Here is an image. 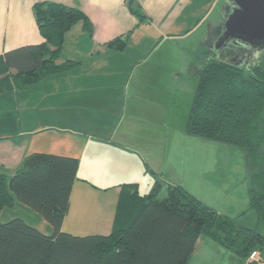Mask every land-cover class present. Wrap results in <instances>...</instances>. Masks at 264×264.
Instances as JSON below:
<instances>
[{
	"label": "crops",
	"instance_id": "obj_1",
	"mask_svg": "<svg viewBox=\"0 0 264 264\" xmlns=\"http://www.w3.org/2000/svg\"><path fill=\"white\" fill-rule=\"evenodd\" d=\"M38 2L79 8L92 33L77 23L65 34L58 63L78 64L25 89L0 94V173L13 175L32 153L76 158V180L62 223V231L75 236L110 233L126 184L146 194L159 180V195H165L166 185L190 192L194 161H199L200 189L212 187L226 196L241 186L238 193L249 200L243 152L185 131L201 73L197 57L207 36L218 29L225 0H0V55L44 42L33 12ZM116 37L127 38L121 51L105 47ZM163 109L167 113L160 116L157 110ZM39 135L48 151H40L42 145L34 138ZM190 141L199 150L190 153ZM220 148L223 166L219 153L214 158ZM236 158L239 172L231 166ZM134 205L121 207L122 227ZM242 210L230 217L236 221L250 210L249 204ZM7 216L0 221L14 215ZM187 264L242 260L200 237Z\"/></svg>",
	"mask_w": 264,
	"mask_h": 264
},
{
	"label": "trees",
	"instance_id": "obj_2",
	"mask_svg": "<svg viewBox=\"0 0 264 264\" xmlns=\"http://www.w3.org/2000/svg\"><path fill=\"white\" fill-rule=\"evenodd\" d=\"M33 12L44 42L0 55V94L15 87L25 89L78 64L58 63L65 34L77 23L92 33L88 18L77 7L38 2ZM126 41L116 37L105 47L121 51ZM210 46L197 57L201 73L185 131L243 152L251 173L249 208L264 226V62L255 58L259 53L248 59L245 46L221 54ZM77 168L74 157L32 153L9 179L0 173V211L17 200L53 229L46 235L21 218L0 221V264H187L200 237L231 251L242 264L252 250L264 254V235L257 229L238 225L180 185H166L160 199L159 180L143 195L133 184L122 186L120 207L108 235L65 233L62 223ZM126 202L136 209L122 227Z\"/></svg>",
	"mask_w": 264,
	"mask_h": 264
},
{
	"label": "rangeland",
	"instance_id": "obj_3",
	"mask_svg": "<svg viewBox=\"0 0 264 264\" xmlns=\"http://www.w3.org/2000/svg\"><path fill=\"white\" fill-rule=\"evenodd\" d=\"M191 30H192V26H190V31ZM215 34H216V32H215ZM205 49H206L205 47L201 48L200 54ZM255 58L259 62H264V53H262L261 55H260V53L257 54V57L255 56ZM253 62L254 61H252L251 63H253ZM9 73H11V72H9ZM165 112H166V110H164V109L163 110H157V113L160 116L166 115L167 112L166 113ZM182 116H183V114L181 112H179L178 113L179 122L183 119ZM41 136L42 135L34 137V138H36V140L38 142H40V145H42V143H45V139H43ZM195 146H196V148L194 149L193 144H191V141H190V153H192L193 149L199 150L198 144L195 143ZM45 148H47V147L42 145L40 148V151L45 150ZM181 149L182 148H180V150ZM232 150H234L236 152L241 151L238 148H235ZM45 151H48V150H45ZM202 151H204V148ZM209 151H211V147L209 148ZM218 153H219L220 159H221L220 165L223 166L224 149L220 148L218 151H215L214 158H215V156L217 158H219ZM198 162L199 161H197V162L194 161L195 164L190 163V194L193 195L198 200H200L205 205H207V206L211 207L212 209H214L215 211H217L219 214L226 215L229 217L230 216L233 217L235 214L239 215L244 210V209L242 210V208L245 207L247 204H249V200L247 201V199L244 197V195L238 193L239 190H242L241 186H237L235 188L236 192L230 193L226 196L221 195V192L220 193L212 192V187L209 189V191L205 188L200 189V182H199V178H198V175L200 174V167L197 164ZM235 162L239 163L240 159L236 158V159L232 160L233 164L231 163L232 164L231 166L234 170H237L236 172L241 171L242 167L239 166L238 164H236ZM229 164L230 163H228V165H227L228 170L230 169ZM246 171H247V182H248V189H249V187H250V184H249L250 181L249 180H250L251 173L248 169H246ZM11 176L12 175H9V176H7V178L9 179ZM212 184H214L213 181H212ZM215 190H217V189H215ZM226 190H228V188H226ZM149 191L150 190H147L145 193L147 194ZM139 193L143 194L142 191H140ZM159 198L160 199L163 198V194H160ZM72 200H73V204H74L75 196H73ZM7 215H14L13 218H22L30 226L38 229L39 231H41L42 233H44L46 235H49V233L51 234L53 231L51 225L48 222H46L39 213L33 211L31 208H29L28 206L18 202L17 200L14 201V203L11 207H4L1 209V211H0L1 218L5 219V218L9 217ZM13 218H11V219H13ZM236 223L238 225H241V226H244L247 228L257 229V232L264 235V226L258 222L255 211H253L251 209L249 211L243 213L242 215H240L238 218H236Z\"/></svg>",
	"mask_w": 264,
	"mask_h": 264
},
{
	"label": "water",
	"instance_id": "obj_4",
	"mask_svg": "<svg viewBox=\"0 0 264 264\" xmlns=\"http://www.w3.org/2000/svg\"><path fill=\"white\" fill-rule=\"evenodd\" d=\"M225 14L220 20L211 50L221 54L245 46L248 59L264 52V0H225Z\"/></svg>",
	"mask_w": 264,
	"mask_h": 264
},
{
	"label": "built area",
	"instance_id": "obj_5",
	"mask_svg": "<svg viewBox=\"0 0 264 264\" xmlns=\"http://www.w3.org/2000/svg\"><path fill=\"white\" fill-rule=\"evenodd\" d=\"M244 264H264V254L258 249L252 250L244 260Z\"/></svg>",
	"mask_w": 264,
	"mask_h": 264
},
{
	"label": "flooded vegetation",
	"instance_id": "obj_6",
	"mask_svg": "<svg viewBox=\"0 0 264 264\" xmlns=\"http://www.w3.org/2000/svg\"><path fill=\"white\" fill-rule=\"evenodd\" d=\"M214 38H215V34H209L208 36H207V44H206V46H208L209 44H213V42H214ZM247 56H248V54H247Z\"/></svg>",
	"mask_w": 264,
	"mask_h": 264
}]
</instances>
